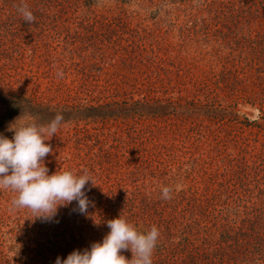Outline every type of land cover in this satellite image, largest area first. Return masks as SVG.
Segmentation results:
<instances>
[{
  "label": "rangeland",
  "instance_id": "rangeland-1",
  "mask_svg": "<svg viewBox=\"0 0 264 264\" xmlns=\"http://www.w3.org/2000/svg\"><path fill=\"white\" fill-rule=\"evenodd\" d=\"M0 94L57 109L118 106L62 120L45 141L49 175L86 169L97 184L85 186L89 217L73 201L51 222L33 220L0 190V241L16 244L23 264H54L77 237L103 238L109 229L92 216L142 220L150 208L160 239L172 217L179 233L186 193H202L233 163L264 176V0H0ZM136 100L155 108L120 109ZM7 109L0 97V119ZM11 118L0 126L9 139L13 122L48 124L25 111ZM22 245L33 248L28 259Z\"/></svg>",
  "mask_w": 264,
  "mask_h": 264
},
{
  "label": "trees",
  "instance_id": "trees-1",
  "mask_svg": "<svg viewBox=\"0 0 264 264\" xmlns=\"http://www.w3.org/2000/svg\"><path fill=\"white\" fill-rule=\"evenodd\" d=\"M0 97L8 107L0 119V126L9 123L11 115L24 111L35 115V119L49 123L57 113L63 116V120H67L76 116L87 117L89 114H113L118 108L92 105L64 106L60 110L17 94H0ZM130 104L141 111L155 108L153 103L136 100L124 103L120 109L128 111ZM233 164L237 169L233 167L220 173V180L207 184L202 193H186L185 202L184 199L180 201L181 213L178 210V218L183 227H180L178 233V220L170 218L168 226H165L168 228L167 236L161 239L160 235L158 237L151 257L152 264H264V176L254 175L245 164H242L243 167L238 163ZM135 202L137 201L132 202L133 205ZM133 207H129L131 211ZM146 211L142 220L138 217L125 219L139 232L150 230L153 223L157 227L161 226L159 218L154 219L149 215L150 208ZM174 229L177 232L171 233ZM47 235L51 238L50 234ZM102 239L99 237L91 240L84 235L77 237L74 246L70 249L71 244L67 245V251L61 249L54 260L58 256L63 260L73 250L83 251L93 242ZM18 248L16 244L10 243L5 249L4 240H1L0 264H23ZM21 250L27 256L32 253L33 248L22 245ZM10 253H13L12 256ZM46 254L48 258V251ZM156 254L162 258L156 260ZM121 255L129 260L132 258L131 251H122ZM43 264H47V260Z\"/></svg>",
  "mask_w": 264,
  "mask_h": 264
},
{
  "label": "clouds",
  "instance_id": "clouds-1",
  "mask_svg": "<svg viewBox=\"0 0 264 264\" xmlns=\"http://www.w3.org/2000/svg\"><path fill=\"white\" fill-rule=\"evenodd\" d=\"M25 23H33L35 17L26 4L17 6ZM63 120L57 113L48 124H37L34 120L11 123L8 131L12 139L0 135V190L15 193L11 200L13 210H30L34 219L51 222L58 209L76 202L73 211L89 217L88 209L94 206L86 195L85 186L97 184L85 169L82 175L71 171H55L49 175L44 159L53 149L45 141L56 135ZM90 190V187L89 189ZM170 189H162V198L170 199ZM99 226L106 223L109 231L102 241H96L89 248L73 250L63 260L58 256L54 264H152V253L160 235L156 226L146 232H139L120 215L117 218L96 221ZM122 251H131L132 258L126 259Z\"/></svg>",
  "mask_w": 264,
  "mask_h": 264
}]
</instances>
